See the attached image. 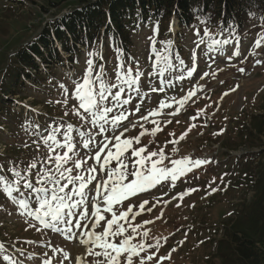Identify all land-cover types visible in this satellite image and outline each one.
Returning a JSON list of instances; mask_svg holds the SVG:
<instances>
[{
    "label": "rangeland",
    "instance_id": "1",
    "mask_svg": "<svg viewBox=\"0 0 264 264\" xmlns=\"http://www.w3.org/2000/svg\"><path fill=\"white\" fill-rule=\"evenodd\" d=\"M43 3L21 4L0 0V91L4 85H9L8 67L18 49L34 40L53 18H60L71 8L61 5L62 8L51 9ZM204 29L199 31L201 37L204 35ZM192 31L182 29L176 19L148 28H139L130 36L133 46L130 55L123 59L109 49L106 50L104 43H101L92 51L83 52L77 68H71L68 63L65 67L58 66L60 72H56V76L50 74L51 69L47 66L41 65L43 73L52 76V86L37 89L31 86L29 81H26L23 87L16 83L18 86L16 91L28 92L21 100L18 99L20 96H9L12 100H18L10 110L5 111L6 114H3L0 108V165H3L0 175L11 182L14 176L9 168L24 170L29 162L35 161L37 169H34L31 177L35 181L36 172L42 167L41 162L46 161L48 156V148L42 137L48 135L52 128L60 129L57 139L62 141L64 127L72 124L73 143L76 145L74 151L79 153L76 158L79 159L88 151L83 149L76 130L87 132L91 125L84 124L70 111L65 116L68 108L56 101L63 99L61 84L68 87L70 92L74 89L72 78L82 77L86 72V61L89 58L94 60L96 70L103 66L107 73L106 79L110 83H117L116 68L121 62L127 64L124 65L125 69L132 68L133 75L137 72L141 74L138 84L139 95L133 92L131 104L126 106L133 112L129 115V120L139 119L141 115L157 107L161 99L182 96L184 91L199 83L204 91L193 98L195 102H187L178 115L167 117L172 121L170 124H165V116H161L163 130L155 136L146 133L141 137V145L134 147L146 145L148 152L158 150L168 140L179 137L190 124L195 123L197 126L183 141L176 145L167 144L165 154L173 159L190 157L207 159L210 162L180 177L174 186L170 181H164L150 191L126 201L125 205L130 202L138 205L143 198H150L146 210L131 221L134 226H139L133 243L153 245L149 252H155L157 258L170 256L163 264H223L224 255L221 254H229L224 228L239 217L242 204L247 203L254 195V192L252 193L254 181L264 170V137L260 141L249 136L246 131V128L251 129L253 126L252 115L264 117V63H257L264 62V42L260 47L256 46V41L264 37V23L251 22L242 35L231 36L227 33L215 35L217 39L230 40L229 44L218 50L209 49L206 43L198 44L200 37ZM153 39L155 51L162 57L159 66L155 64ZM238 48L240 52L236 50ZM170 49L172 52H169ZM237 52L239 55H236ZM89 53L95 55L90 57ZM166 55L170 56L171 68H166L163 63V57ZM180 60L184 61L183 66L180 65ZM193 65L196 72L191 78L176 80L175 87L166 89L165 93L151 91L153 87L159 86L161 79L170 80L177 77L181 70L186 74L188 67ZM239 68H244L245 72L241 73ZM161 69L164 70L163 77L158 75ZM203 72H215V76L209 75L200 79ZM116 90L113 89V92ZM127 94L126 90L124 98ZM73 103L74 101L69 98V107ZM136 104H140L139 113L134 112ZM48 108L60 111L59 115L65 122L62 123L63 120H60L59 116L51 118L52 115L48 113H52L53 110L49 111ZM200 109L205 111L200 113L198 119L192 121L190 118ZM168 111L170 110L166 109L165 114ZM58 121L61 123L55 125ZM123 123L127 124L128 121ZM145 127L151 130L154 125L149 123ZM141 131L139 126L134 129L130 127L125 136L135 137ZM170 133H174L175 136H170ZM96 139L99 142L101 137L97 136ZM174 147L177 149L175 153L172 152ZM57 151L62 154L65 150ZM21 161L27 162L25 168ZM93 163L92 160H88L85 167ZM165 164H168V161H165ZM115 166L113 162L112 167ZM65 167H73L72 162L69 161ZM78 171L80 170L74 169L73 175ZM101 175L106 174L98 172L97 178L99 179ZM95 183L96 181H93L89 188ZM189 189L197 190L182 199L178 197L179 193L187 192ZM212 189L218 190L213 192ZM22 192L29 196L31 190ZM14 195L20 197V193ZM174 196L177 199H173ZM29 202L33 209L39 206L34 196ZM149 208L151 211L147 210ZM89 209L92 210L91 204ZM137 210L138 208L133 209L134 212ZM149 220L153 222L144 223ZM30 223L36 221L20 215L18 204L14 203L0 187V245H3V248H0V264H11L4 259L5 256L11 257L17 264H44L46 260L51 261V264H74L71 258L73 250L79 248L84 251L78 240L65 238L60 233L42 227L37 230L30 227ZM145 231L148 232L147 237L143 236ZM73 233L79 236L75 229ZM157 240L160 245L158 249L155 247ZM64 253H68V259H64ZM95 259L103 257H89L85 254L84 264H90ZM149 264H155V261Z\"/></svg>",
    "mask_w": 264,
    "mask_h": 264
},
{
    "label": "snow or ice",
    "instance_id": "2",
    "mask_svg": "<svg viewBox=\"0 0 264 264\" xmlns=\"http://www.w3.org/2000/svg\"><path fill=\"white\" fill-rule=\"evenodd\" d=\"M196 35L200 37L198 44L206 43L209 49L218 50L230 43L229 39H217L207 27L204 29L202 37L199 32ZM262 42H264V37L256 41V46L260 47ZM153 52L156 55L155 64L159 66L162 57L155 51L154 39ZM94 55V53H89L90 57ZM236 55H239V52ZM193 60H195V56ZM86 63L87 69L82 77L80 79L72 78L74 89L71 92L65 85H60L63 99L56 103L63 104L68 108V111L64 113L65 116L70 111L84 124L91 125V129L87 132L76 130L83 149L88 151L79 159L76 158L79 153L74 151L76 145L73 143L74 128L72 124H67L64 127L62 141L57 139L60 129L52 128L48 135L42 137L48 148V156L46 161L41 162V169L36 172L35 184L31 177L32 170L37 169V162L33 161L25 169L24 175L14 167L9 168L14 176L11 182L5 176L0 175V187L14 203L18 204L20 215L36 221V223H30V227L37 228V230H40L41 227L50 229L65 238L78 240V243L84 247V251L82 252L79 248L73 250L71 258L74 264H84L85 254L89 257H103V259L91 261L90 264H149L152 261H155V264H163V261L170 259V256L157 258L155 252H149L153 245L143 242L133 243L139 226H134L131 221L146 210L150 198H143L138 205L134 202L125 205V202L150 191L164 181H170L174 186L180 177L186 176L193 169L210 161L190 157L173 159L165 154L164 149L167 144L176 145L183 141L188 133L197 126L195 123L190 124L179 137L168 140L158 150L148 152L146 145L139 147H134V145H141V137L146 133L155 136L161 132L163 128L160 117L165 116V124H170L172 121L167 117L178 115L187 102H195L193 98L203 92L204 88L196 83L186 91L181 89L184 91V95L161 99L157 107L147 111L139 119L129 120V115H132L133 112L126 106L131 104L133 92L139 95L138 84L141 74L137 72L133 75L132 68L125 69L121 62L116 68L117 83H110L106 79L107 73L102 65L96 70L92 58H89ZM163 63L166 68H171L170 56L163 57ZM257 63L264 62L257 61ZM180 65H184L183 60H180ZM239 71L243 73L245 69L239 68ZM195 72L194 65L188 67L186 74L181 70V74L177 77L170 80L161 79L159 86L153 87L151 91L165 93L166 89L175 87L176 80L183 81L186 77L191 78ZM158 75L163 77L164 70L161 69ZM209 75L215 76V72H203L200 79ZM113 89L117 90L113 92ZM126 90L128 94L124 98ZM224 95H228V93H224ZM69 98L74 101L71 107H69ZM166 109L170 111L165 114ZM140 110V104H136L134 112L139 113ZM203 111L205 110H198L197 114L190 119L195 121ZM124 121H128V123L124 124ZM149 123L154 125L151 130L145 127ZM137 126L142 129L137 136H125L130 127L134 129ZM37 129H39V125H37ZM169 135L175 136L174 133ZM97 136L101 137L99 142H97ZM57 149L65 151L61 154ZM176 151L177 149L174 147L172 152ZM88 160H92L94 163L85 167ZM69 161L72 162L73 167H65ZM165 161H168V164H165ZM113 162H115V167H112ZM74 169L80 171L73 175ZM0 171H3V165H0ZM98 172L106 175H101L98 179ZM93 181L96 183L92 188H89ZM69 185H71L70 189ZM21 186L23 189L31 190L29 196L24 195ZM196 190L189 189L187 192H181L178 197L182 199L185 195ZM217 190L212 189L213 192ZM14 193H20V197L18 198ZM32 196L39 205L35 209L29 202ZM173 199H177V197L174 196ZM159 202L158 200L157 203ZM89 204L92 205V210L89 209ZM134 208H138V210L134 212ZM147 210L151 211L150 208ZM152 222L144 221L145 224ZM73 229L79 233V236L73 233ZM97 229L100 230L97 231ZM143 236L147 237L148 232H143ZM159 246L157 240L155 247L158 249ZM0 248H3V245H0ZM68 258V253H64V259ZM4 259L10 261L11 264H17L16 261H12L11 257L5 256ZM44 264H51V261L46 260Z\"/></svg>",
    "mask_w": 264,
    "mask_h": 264
},
{
    "label": "trees",
    "instance_id": "3",
    "mask_svg": "<svg viewBox=\"0 0 264 264\" xmlns=\"http://www.w3.org/2000/svg\"><path fill=\"white\" fill-rule=\"evenodd\" d=\"M21 4L44 2L51 9L71 7L53 18L34 40L18 49L8 67L9 85L0 91L3 114L28 91H16L20 83L40 89L52 86L57 67L75 66L84 51L104 42L119 56H129L131 35L139 28L176 19L185 31L209 27L211 34L226 32L240 35L251 22H264V0H10ZM61 5H63L61 7ZM63 12V10H61ZM60 16V15H59ZM67 54V57H65ZM12 70V71H11ZM3 83V82H2ZM28 85V86H30ZM6 87V88H5ZM24 89V88H23ZM29 90V88H28ZM18 97L13 101L9 98ZM52 111L51 108H48ZM249 136L264 137L263 115H252ZM252 198L243 203L239 217L226 228L227 251L223 264H264V170L252 186Z\"/></svg>",
    "mask_w": 264,
    "mask_h": 264
}]
</instances>
